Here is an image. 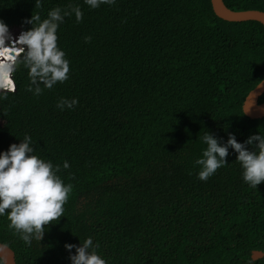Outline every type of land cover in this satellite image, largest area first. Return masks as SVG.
<instances>
[{"label": "trees", "instance_id": "obj_1", "mask_svg": "<svg viewBox=\"0 0 264 264\" xmlns=\"http://www.w3.org/2000/svg\"><path fill=\"white\" fill-rule=\"evenodd\" d=\"M224 1L264 11V0ZM70 6L83 19L66 17L57 33L69 79L34 95L22 51L16 89H0V151L30 135L34 154L61 165L73 191L40 242L26 245L6 216L0 242L17 264H71L65 244L88 237L108 264H264L252 258L264 252V182L244 183L231 149L207 181L195 165L207 131L225 142L229 133L238 142L264 135V118L243 111L264 79V25L224 20L211 0H116L94 10L84 0H0V20L27 31L31 17ZM60 97L78 104L61 111Z\"/></svg>", "mask_w": 264, "mask_h": 264}, {"label": "clouds", "instance_id": "obj_2", "mask_svg": "<svg viewBox=\"0 0 264 264\" xmlns=\"http://www.w3.org/2000/svg\"><path fill=\"white\" fill-rule=\"evenodd\" d=\"M39 3L40 0H36V4ZM84 3L94 10L101 5H113L116 0H84ZM72 15L77 22L83 19L79 6L53 8L43 20L39 16L31 17L27 21L31 28L13 36L14 43L19 44L21 49L17 56L6 55L8 48L14 47L13 39L7 24L0 20V89H16L12 74L22 51L25 52L23 62L30 79L28 91L34 95L42 93L41 85L51 89L57 83L69 79L70 61L58 46L57 33L65 18ZM90 40L91 37H85V42ZM77 104L76 98L60 97L56 107L61 111L73 110ZM200 139L206 147L195 160V165L199 167L197 179L207 181L218 169L224 167L231 149L236 154L235 162L241 167L243 182L256 189L264 182V135L253 134L243 142H238L235 135L229 133L225 142L207 131ZM19 141L18 144H10L7 150L0 151V217L6 216L9 229L26 245L31 246L34 240L40 242L43 239L45 226L63 216L64 205L73 191V185L65 183L58 174L61 165H54L51 160L34 154L30 135L25 134ZM69 166L67 161L63 162V169ZM98 247L91 237L80 242L79 246L65 244L71 264H108L98 253ZM0 264H7L2 256Z\"/></svg>", "mask_w": 264, "mask_h": 264}, {"label": "water", "instance_id": "obj_3", "mask_svg": "<svg viewBox=\"0 0 264 264\" xmlns=\"http://www.w3.org/2000/svg\"><path fill=\"white\" fill-rule=\"evenodd\" d=\"M216 15L231 22L258 21L264 25V11L259 9L233 10L229 8L224 0H211ZM17 36V35H15ZM264 95V79L261 80L246 96L243 103L244 113L252 119L264 118V101L260 99ZM0 256L7 260V264H17L15 251L7 244L0 242ZM264 257V252L254 250V260Z\"/></svg>", "mask_w": 264, "mask_h": 264}, {"label": "built area", "instance_id": "obj_4", "mask_svg": "<svg viewBox=\"0 0 264 264\" xmlns=\"http://www.w3.org/2000/svg\"><path fill=\"white\" fill-rule=\"evenodd\" d=\"M23 32H25V31H21V33H23ZM21 33H20V34H21ZM20 34H19V36H20ZM12 39H13V46H14V47L11 48V49H12V50H16V49H17L18 53L15 54V55L17 56V54H19V52L21 51V49H20V45L14 43V37H12ZM15 55H14V56H15ZM16 56H15V57H16Z\"/></svg>", "mask_w": 264, "mask_h": 264}, {"label": "bare ground", "instance_id": "obj_5", "mask_svg": "<svg viewBox=\"0 0 264 264\" xmlns=\"http://www.w3.org/2000/svg\"><path fill=\"white\" fill-rule=\"evenodd\" d=\"M9 49V51H8V53L6 54V55H13V54H16V53H18V51H17V49L16 50H12L11 49V47L10 48H8ZM0 58H1V56H0ZM4 58V57H3ZM0 61H1V59H0Z\"/></svg>", "mask_w": 264, "mask_h": 264}, {"label": "rangeland", "instance_id": "obj_6", "mask_svg": "<svg viewBox=\"0 0 264 264\" xmlns=\"http://www.w3.org/2000/svg\"><path fill=\"white\" fill-rule=\"evenodd\" d=\"M9 33H10L11 37H13L14 34L17 33V30H15V29H13V30H9ZM9 41H11V40H9ZM7 42H8V41H7Z\"/></svg>", "mask_w": 264, "mask_h": 264}]
</instances>
